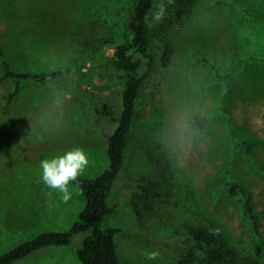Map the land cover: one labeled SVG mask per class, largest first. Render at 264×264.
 <instances>
[{"label":"rangeland","instance_id":"374dc122","mask_svg":"<svg viewBox=\"0 0 264 264\" xmlns=\"http://www.w3.org/2000/svg\"><path fill=\"white\" fill-rule=\"evenodd\" d=\"M180 1L154 0L149 19L154 67L138 92L124 166L108 199L113 213L106 222L120 228V264H178V251L190 243L185 228L145 222L133 204L142 195L134 184H146L159 161L170 169L177 204L211 220L241 253L255 255L264 239V0H195L186 18L176 21ZM133 4L0 0V49L10 66L68 71L62 79L23 81L10 100L13 80H0V254L41 231L69 228L85 204L75 185L69 184L71 198L64 201L40 181L42 159L79 147L89 162L77 177H95L108 166L103 135L87 133L97 146L56 147L48 137L56 133L54 109L65 102L72 101L76 111L70 119L81 124L89 110L118 101L123 73L105 61L116 45L129 41ZM81 28L90 40L77 46L73 36ZM168 40L175 52L163 68L160 56ZM199 53L212 66L199 60ZM78 64L83 67L76 69ZM229 72L228 86L216 74ZM193 115L205 117L203 128L191 123ZM95 116L96 129L108 133L103 117ZM71 136L66 129L58 135L63 141ZM233 181L253 198L257 231L244 214L242 196L228 192ZM85 234L75 235L67 246H44L13 264H81L75 249ZM151 252L157 255L149 260ZM257 257L264 264V248Z\"/></svg>","mask_w":264,"mask_h":264},{"label":"trees","instance_id":"16d2710c","mask_svg":"<svg viewBox=\"0 0 264 264\" xmlns=\"http://www.w3.org/2000/svg\"><path fill=\"white\" fill-rule=\"evenodd\" d=\"M194 1H180L175 13L176 21L186 18ZM153 6L154 0H134L129 13L128 43L116 45L107 54L105 65L123 73L119 99L116 104L111 100L104 101L100 106H96L94 111L89 110L90 116L85 115V118L79 121L81 124L70 119V115L76 111L72 107L71 100L65 102L66 105H62L61 108L54 109L57 112L54 118L56 133L48 138L52 141L54 139L53 145L56 147H69L77 144L97 146V143L87 140L88 132H93L98 138L101 135L105 138L108 166L104 171L92 178L77 177L75 181L69 182L79 188L78 190L85 199V204L78 212L77 219L65 230L41 231L33 238L10 248L0 254V264H13L44 246H67L72 243L74 236L80 233H86L81 244L75 249L76 257L81 264H120L116 244V235L120 228L106 222L108 216L113 213V206L109 205L108 199L124 166L125 149L132 128L131 123L136 113L135 102L138 92L154 67V58L151 57L149 51V19ZM82 40H86L87 43L90 40V34L85 28H81L73 36V41L77 46H81ZM174 52L173 42L166 41L160 56V64L163 68L171 64ZM0 56L3 69L0 80L4 78L13 80V89L8 93L7 100L17 95L23 81L42 82L48 77L62 79L67 76L66 69L53 68L40 72L17 71L3 57L1 49ZM198 59L212 66L201 53ZM74 67L78 69L83 65L78 64ZM216 77L224 79L229 86L232 73L216 74ZM95 113L102 116L109 125L108 133L103 134L96 129ZM204 121L205 117L193 115L191 123L203 128ZM64 129L72 135V140L63 141L58 137ZM231 134H233L232 131ZM133 187L140 189L138 192L142 194L133 203L137 207L141 220L153 225L164 223L169 227L182 226L186 229L190 243L178 251L176 260L178 264H258L257 255L264 248V239H259L255 255H244L236 246L228 242L219 227L211 220L196 210L185 206L180 207L173 198V179L167 164L161 161L154 163L147 183L137 182ZM228 192L230 195L242 196L244 214L251 220L254 230L257 231L258 218L250 192L243 184L236 181L230 183Z\"/></svg>","mask_w":264,"mask_h":264},{"label":"clouds","instance_id":"9594fccd","mask_svg":"<svg viewBox=\"0 0 264 264\" xmlns=\"http://www.w3.org/2000/svg\"><path fill=\"white\" fill-rule=\"evenodd\" d=\"M163 15V5L156 13L155 19L159 20ZM87 154L79 147L65 151L61 155L42 159L39 162L40 181L50 190H56L61 198L67 201L71 198L69 182L75 181L77 176L88 165ZM157 253H148L147 258L153 259Z\"/></svg>","mask_w":264,"mask_h":264}]
</instances>
